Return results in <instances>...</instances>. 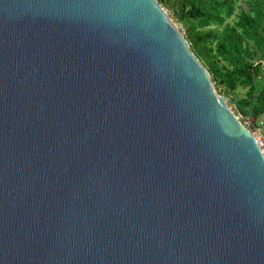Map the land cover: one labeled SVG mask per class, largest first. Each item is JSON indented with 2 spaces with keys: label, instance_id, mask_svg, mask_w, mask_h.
<instances>
[{
  "label": "water",
  "instance_id": "1",
  "mask_svg": "<svg viewBox=\"0 0 264 264\" xmlns=\"http://www.w3.org/2000/svg\"><path fill=\"white\" fill-rule=\"evenodd\" d=\"M230 100L158 0H0V264H264Z\"/></svg>",
  "mask_w": 264,
  "mask_h": 264
},
{
  "label": "trees",
  "instance_id": "2",
  "mask_svg": "<svg viewBox=\"0 0 264 264\" xmlns=\"http://www.w3.org/2000/svg\"><path fill=\"white\" fill-rule=\"evenodd\" d=\"M158 2L181 24L216 92L229 97L234 113L254 126L264 117V0Z\"/></svg>",
  "mask_w": 264,
  "mask_h": 264
},
{
  "label": "built area",
  "instance_id": "3",
  "mask_svg": "<svg viewBox=\"0 0 264 264\" xmlns=\"http://www.w3.org/2000/svg\"><path fill=\"white\" fill-rule=\"evenodd\" d=\"M242 122L255 136L258 145L264 155V117H262L254 126H252V121L249 117L244 118Z\"/></svg>",
  "mask_w": 264,
  "mask_h": 264
},
{
  "label": "rangeland",
  "instance_id": "4",
  "mask_svg": "<svg viewBox=\"0 0 264 264\" xmlns=\"http://www.w3.org/2000/svg\"><path fill=\"white\" fill-rule=\"evenodd\" d=\"M244 7H245V5H243ZM167 13H168V15L171 17V19L173 20V22L175 23V25L179 28V29H182V26H181V24H179L178 22H176V20H175V18H174V16L172 15V13L170 12V11H166ZM229 20H231V19H229ZM222 95V94H221ZM228 105H229V107L232 109V104H230L229 102H228Z\"/></svg>",
  "mask_w": 264,
  "mask_h": 264
}]
</instances>
